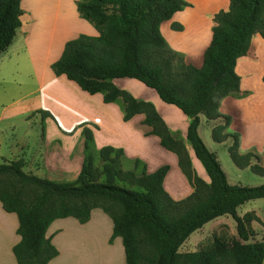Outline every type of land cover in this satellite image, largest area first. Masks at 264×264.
<instances>
[{
	"label": "trees",
	"instance_id": "trees-1",
	"mask_svg": "<svg viewBox=\"0 0 264 264\" xmlns=\"http://www.w3.org/2000/svg\"><path fill=\"white\" fill-rule=\"evenodd\" d=\"M22 0H0V56L10 47L21 27ZM186 6L182 0H81L76 5L80 17L91 22L97 35H79L64 44L62 53L50 69L64 76L87 95H102L104 104L120 100L123 121L143 115L150 135L169 150L148 106H137L132 95L117 88V79L135 80L152 90L164 104L178 109L189 120L186 139L195 158L204 168L209 184L197 177L183 147L169 150L193 188V193L174 201L164 188L169 166L148 174L145 169L124 171L122 149H99L101 167L91 155L93 135L83 127L84 159L77 177L71 182H53L28 175L24 161L0 164V204L14 214L19 242L11 249L16 264H49L59 252L47 231L56 220L73 218L79 224L90 220L100 209L112 221L109 243L120 238L125 264H262L264 241L249 243L250 225L260 223L252 213L237 215V208L252 200L264 201V185L240 187L228 184L216 156L209 152L198 134L200 116L208 122L223 118L224 126L212 129L215 143L232 138L227 152L239 170L249 168L264 177V165H253L260 158L238 152L237 136L224 134L228 117L217 113L219 102L239 90L240 78L234 69L245 57L251 39H264V0H230L227 11L213 17L212 39L203 55L196 77L190 72L173 73L172 55L156 32L161 20ZM180 29L179 27H174ZM41 133L50 113L37 110ZM31 115V116H32ZM139 162L135 161L137 168ZM229 216L235 223L236 236L229 247L214 238L205 251L179 253L180 247L195 232L217 218Z\"/></svg>",
	"mask_w": 264,
	"mask_h": 264
},
{
	"label": "crops",
	"instance_id": "crops-1",
	"mask_svg": "<svg viewBox=\"0 0 264 264\" xmlns=\"http://www.w3.org/2000/svg\"><path fill=\"white\" fill-rule=\"evenodd\" d=\"M38 1L41 4L34 6V3ZM80 1L22 0L21 8L24 14L20 18L21 27L10 47L0 56V62L2 56H6L7 60L11 62L10 65L5 61L0 63V98L21 86L32 87L30 95L34 98L28 107L19 105L18 102H13L8 106L0 105V124L6 123L4 127H0V163L22 159L24 161L23 171L26 174L54 182L50 177L38 174L41 171L53 172L57 170L66 173L71 169L69 162L77 157L76 167H78L79 173L84 159L81 154V149L84 150L81 130L85 127L92 131L96 151L107 146L124 151L121 167L124 161L129 160L128 170H135L137 174H140L145 169L150 174L164 165L169 166V171L164 179L166 192L174 201L187 198L193 193V188L181 173L176 156L169 150L183 147L197 177L209 184L204 168L195 158L186 139L188 118L175 107L161 102L152 90L135 80L117 79L113 81L117 88L132 95L137 106L151 108L156 124L166 138V145L169 149L166 150L161 147L157 137L150 135V128L143 123V115H136L130 121L124 122L123 104L120 100L104 104L101 94L87 95L64 76L53 75L50 66L59 59L66 42L79 35H97L96 30L92 32L90 25H87L88 23L77 12L76 5ZM182 1L186 3V6L161 20L156 27V32L172 55L171 71L173 73L190 72L193 77H196L202 69L204 52L211 43L212 29L215 26L213 17L220 11H227L230 0ZM30 8H34L35 11L50 12L53 20L58 15L60 19L68 22L60 23L63 26L60 33L55 38L51 36L49 48L45 51L47 60L44 62L43 69L38 68L36 63L41 54L39 45L42 35H47L49 31L42 26L37 29H33V25L24 27L23 20L30 13ZM73 18L76 19L75 22L79 24L78 26L83 25V28H79L76 34L74 32L78 27L74 23H69ZM86 26L89 27L86 28ZM66 33L68 34L63 36ZM73 34L76 35L75 38L68 36ZM18 38L19 45H17ZM58 38L62 40L56 45ZM24 71L27 72V80L21 78ZM234 71L240 78L239 90L229 93L219 102L217 113L222 117L229 118L224 134L237 136L239 154H254L260 158V162L252 160V164L263 166L264 39L258 35L252 37L248 54L237 60ZM37 110L47 111L52 116V118H45L43 121L45 124L44 133H41L36 140L27 133L17 136L15 121L27 117L25 122H28L26 120L38 116L35 114L31 117L32 113ZM52 123L57 125H55V129L46 131L47 126H51ZM224 125L223 118L208 122L201 115L198 134L208 151L216 156L228 184L240 187H244V183H254L248 187L264 185V177L252 174L249 168L239 170L231 162L227 150L233 144L232 138H228L222 143H215L212 140V129ZM59 157H61L60 161H56ZM135 161L139 162L137 168ZM250 173L253 177H250ZM260 201L262 200H252L241 205L237 208V215L243 217L247 213L254 212L255 216L264 223V205ZM95 212L97 213L94 215ZM100 212H102L100 209H94L86 224H79L73 218L56 220L48 229L47 236L51 238L56 249L58 248L56 243L61 234L89 230L95 226L106 229L107 238H110L112 221L107 215L109 219ZM218 220H224L232 235L236 236V225L229 216L217 218L210 223L218 222ZM251 228L255 231V226ZM16 229L13 225L14 241L8 246L11 258H14L11 249L19 242V237L15 233ZM189 238L180 247L179 252L183 249L186 250V253L194 252V249L187 245ZM119 242L122 245L121 239L116 238L112 244L106 245L108 249H105V256L117 255L115 262L107 264H125L124 250L123 247L121 250ZM115 248L117 251L114 250ZM57 250L59 255L49 264L61 256V250ZM262 264H264V260Z\"/></svg>",
	"mask_w": 264,
	"mask_h": 264
},
{
	"label": "rangeland",
	"instance_id": "rangeland-1",
	"mask_svg": "<svg viewBox=\"0 0 264 264\" xmlns=\"http://www.w3.org/2000/svg\"><path fill=\"white\" fill-rule=\"evenodd\" d=\"M37 1V0H35ZM37 4H41L39 1L34 3V6ZM30 13L24 18V27L28 25L29 27L33 25V29L39 28V26H42L47 31V35H42V39L40 41L39 48L41 49V54L38 56L39 59L37 60L36 66L38 68L43 69L45 67L44 62L46 59V49L49 48V42L51 39V36L54 38L58 33H60V29L63 27L60 25V23H68L65 22L62 18L60 19L58 15L55 16L54 20L51 18L52 15L50 12H42L39 10H34V8H30ZM30 17V18H29ZM29 18V19H28ZM58 18V19H57ZM28 20V22H27ZM70 20V19H69ZM76 19L73 18L72 21L69 23H74L76 28L74 34L79 30V28H83V25L78 26L79 24L75 22ZM87 22V21H86ZM87 25H90L91 31L94 32L95 28L92 25L91 22H87ZM85 27V26H84ZM89 26H86L88 28ZM27 29V28H25ZM88 30V29H85ZM68 33L63 34V36H66ZM72 34V33H71ZM68 35L70 38H75L76 35ZM69 38V40H70ZM61 38H58L56 41V45L60 43ZM20 40L18 38V44L19 45ZM53 55V54H52ZM52 55L50 58L52 59ZM8 58L6 56H2L1 62H6L8 65L11 64L7 60ZM0 62V63H1ZM48 69V68H47ZM21 78L27 80V72H22ZM30 89L33 90L32 87L27 86H21L19 89H15L14 91H11L8 95L0 98V105L8 106L9 104L13 102H18L19 105H23L25 107H28L32 104L33 98L30 95ZM34 116V115H32ZM31 116V117H32ZM24 119H18L15 121L16 127H17V136H20L21 134H30L33 139L36 140L38 136L41 134V125H40V116L38 115L35 118L28 119L25 122ZM6 125L5 122L0 124V127H4ZM54 123L51 124V126H47L46 131H51L55 129ZM45 124L43 123V129L45 131ZM57 126V125H56ZM92 132V131H91ZM181 147V146H180ZM178 148V147H177ZM176 149V148H174ZM57 153H59L56 150ZM98 151H96V147L93 144V147L91 149V155L94 159V165L98 168L101 167V163L98 156ZM82 156H85L84 150L81 149ZM61 157L57 158L56 161H60ZM129 160H126L122 164L123 170H128ZM70 166L71 169L67 171L66 173L63 171H41L38 175H42L44 177H50L54 182H71L76 178V174L78 173V167H76L77 164V157L73 158L71 160ZM68 163V164H69ZM2 164V163H0ZM59 171V172H58ZM250 177L252 174H249ZM45 179V178H44ZM244 187L251 186V184L254 183H244ZM264 205V201H260ZM97 212L94 213V215ZM102 215V212H100ZM251 215L254 214V212ZM255 215V214H254ZM105 217H107L105 215ZM108 218V217H107ZM109 219V218H108ZM110 221V220H109ZM261 221V220H260ZM13 225L17 228L18 222L17 218L13 214H7L3 212V210H0V264H16L14 258L10 257L8 246L10 243H12L13 240ZM252 226H255V231L252 230ZM250 231L252 233V237L249 240V243H261L264 241V223H256L252 222L250 225ZM236 233V232H235ZM110 234V230H109ZM236 235V234H235ZM18 237V236H17ZM109 237V236H108ZM214 238H220L222 240H225V242L228 243L229 247L231 246L230 242L234 238L232 235L229 226L226 224L224 220H218V222L208 223V225H205L199 232L194 233L188 240L187 245L189 247H192L194 249V252L198 251H205L207 248H209ZM109 238H107V231L106 229L101 228V226H95L93 229L89 230H77L75 232H66L61 234V237L57 241V249L61 250V256L57 258L52 264H107L109 262H115L117 259V255H110L105 256L104 254L105 249L107 250V244L109 243ZM108 240V241H107ZM122 250V245L119 242L118 244ZM114 250L117 251L115 248ZM109 251V250H108ZM186 250H180L179 253H186ZM124 264V263H120Z\"/></svg>",
	"mask_w": 264,
	"mask_h": 264
}]
</instances>
